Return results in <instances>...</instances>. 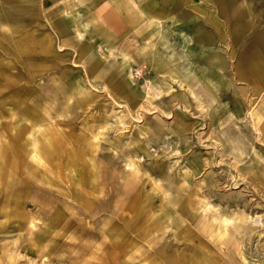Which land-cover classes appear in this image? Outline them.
Instances as JSON below:
<instances>
[{
    "label": "rangeland",
    "instance_id": "374dc122",
    "mask_svg": "<svg viewBox=\"0 0 264 264\" xmlns=\"http://www.w3.org/2000/svg\"><path fill=\"white\" fill-rule=\"evenodd\" d=\"M128 2L0 0V264H264V0Z\"/></svg>",
    "mask_w": 264,
    "mask_h": 264
},
{
    "label": "crops",
    "instance_id": "0c3cea01",
    "mask_svg": "<svg viewBox=\"0 0 264 264\" xmlns=\"http://www.w3.org/2000/svg\"><path fill=\"white\" fill-rule=\"evenodd\" d=\"M131 2H128V3H133L134 0H130ZM135 3V2H134ZM136 6L138 7L139 5L136 3ZM223 9V8H222ZM141 11H144V10H141ZM224 9L221 11L222 13H224ZM145 12V11H144ZM240 28V27H239ZM238 29V28H237ZM257 43L259 45V48L262 47L263 50H264V33H262L258 39H257ZM256 56V55H254ZM245 60V58H244ZM254 70L251 71V75L252 77L254 78H261V75L264 74V63L261 65L260 63L257 64L255 67H253Z\"/></svg>",
    "mask_w": 264,
    "mask_h": 264
},
{
    "label": "bare ground",
    "instance_id": "6f19581e",
    "mask_svg": "<svg viewBox=\"0 0 264 264\" xmlns=\"http://www.w3.org/2000/svg\"><path fill=\"white\" fill-rule=\"evenodd\" d=\"M206 264V263H205Z\"/></svg>",
    "mask_w": 264,
    "mask_h": 264
}]
</instances>
